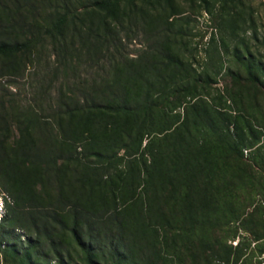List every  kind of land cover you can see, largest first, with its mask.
I'll return each mask as SVG.
<instances>
[{"label":"trees","instance_id":"obj_1","mask_svg":"<svg viewBox=\"0 0 264 264\" xmlns=\"http://www.w3.org/2000/svg\"><path fill=\"white\" fill-rule=\"evenodd\" d=\"M150 2L0 0V78L22 75L47 40L67 76L76 40L90 59L109 52L125 19ZM241 17L229 11L218 28L237 39L228 71L253 89L238 95L253 109L203 97L218 72L184 59L172 23L149 27L151 42L136 57L110 55L105 77L63 84L52 114L58 140L31 106L11 104L9 113L1 98L0 246L24 264H70L72 252L84 264H219L238 261L227 244L238 228L264 242V54L235 35L246 32ZM9 114L14 147L3 134ZM44 180L54 189L38 190ZM19 229L29 233L25 247Z\"/></svg>","mask_w":264,"mask_h":264},{"label":"rangeland","instance_id":"obj_2","mask_svg":"<svg viewBox=\"0 0 264 264\" xmlns=\"http://www.w3.org/2000/svg\"><path fill=\"white\" fill-rule=\"evenodd\" d=\"M144 5L146 12L138 14L135 21L128 22L125 19V29L120 32V40L116 47H110V51H103L96 56L87 57L86 47L81 46L76 40L75 49L72 50L73 69L67 70V76L59 67V54L49 40L37 47V52L32 56L31 61L25 62L23 74L17 77L6 76L0 78V99L2 98L5 107L12 113L10 105L17 106L20 110H25L31 106L39 116L45 118V131L50 140H58L59 131L55 118L52 114L57 109V97L60 89L68 93L63 85L77 84L80 87L87 86L86 83L93 78L105 77L110 71V55L133 58L143 52L150 44L149 27L155 25L161 29L164 25L172 23V29L177 30L179 26L182 33H177L175 38L176 46L181 48L184 59L193 63L195 68H203L208 65L209 71L218 72L214 76V82L207 88V95H203L207 100L212 101L220 107L232 109H243L251 106L254 108L255 101L240 100L239 93H245L246 85H241L234 81L228 71V66L236 68V62L231 54V49L236 44L227 31L219 30L218 24L226 18L227 13L240 12L241 20H246V32L238 31L236 36H245L249 47L254 53L260 51L264 54V0H150ZM221 13V14H220ZM169 18V19H168ZM168 19L167 22H165ZM162 23V24H161ZM146 31V32H145ZM153 40V39H152ZM88 45V44H87ZM86 45V46H87ZM88 47V46H87ZM228 48V53L224 50ZM121 54V55H120ZM257 56V55H256ZM113 58V57H112ZM112 60V59H110ZM213 64V65H212ZM232 68V69H233ZM235 99L230 100V96ZM247 91L253 93L252 88ZM203 94V91H199ZM205 94V93H204ZM219 100V95H223ZM264 107V100L260 99ZM247 108V107H246ZM248 108V109H251ZM183 111V108H180ZM7 144L14 147L18 140L19 133L16 123L8 115ZM146 140H144L143 145ZM123 154V150L119 155ZM54 183L48 184L46 180L37 185L38 190L47 191L54 189ZM250 206L247 210H251ZM5 208L3 207L2 189H0V218L3 217ZM16 234L21 235L18 245L25 247L28 232L17 230ZM260 243H262L260 245ZM264 242L255 241L252 236L241 228L235 232L234 237H230L227 244L232 245V252L239 250V259L236 263L231 259L229 262L219 264H241L246 259L253 264H264ZM81 253L72 252L70 264H84L81 260ZM32 255V259L36 258ZM39 262V261H37ZM0 264H24L11 251L6 252L3 245L0 246ZM56 264V263H52Z\"/></svg>","mask_w":264,"mask_h":264}]
</instances>
